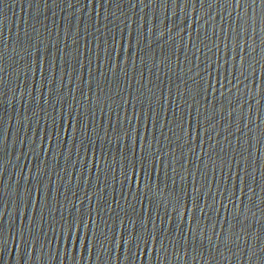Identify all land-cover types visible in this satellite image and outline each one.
Returning <instances> with one entry per match:
<instances>
[{"label":"water","instance_id":"water-1","mask_svg":"<svg viewBox=\"0 0 264 264\" xmlns=\"http://www.w3.org/2000/svg\"><path fill=\"white\" fill-rule=\"evenodd\" d=\"M0 248L264 264L260 0H0Z\"/></svg>","mask_w":264,"mask_h":264},{"label":"snow or ice","instance_id":"snow-or-ice-1","mask_svg":"<svg viewBox=\"0 0 264 264\" xmlns=\"http://www.w3.org/2000/svg\"><path fill=\"white\" fill-rule=\"evenodd\" d=\"M237 3L240 2V0H236ZM252 3H255V0H252ZM261 5H264V0H260ZM135 167V165H133V168ZM226 207V206H225ZM3 249L0 248V255H2Z\"/></svg>","mask_w":264,"mask_h":264}]
</instances>
